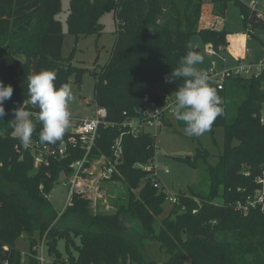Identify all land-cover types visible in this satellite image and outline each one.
Returning <instances> with one entry per match:
<instances>
[{
  "label": "trees",
  "instance_id": "trees-1",
  "mask_svg": "<svg viewBox=\"0 0 264 264\" xmlns=\"http://www.w3.org/2000/svg\"><path fill=\"white\" fill-rule=\"evenodd\" d=\"M61 1L0 0V49L5 46V51L0 50V81L13 87L0 120V264H22L17 240L27 239L33 255L46 233L51 264H264V207L246 214L236 209L237 203L261 189L257 179L264 177V124L260 122L264 73L259 78L228 77L221 89L210 80L224 101L223 115L210 130H223V149L216 164L210 163L208 151L202 148L191 159H181L203 171L205 189L178 194L179 206L166 216V194L153 187V170L146 168L154 162L156 136L131 134L124 127L140 118V110L147 106L175 101L184 79L167 83L165 77L193 50V36H200L217 52L226 50L230 32L204 26V7L209 4L213 17L222 18L230 0H69L67 24L77 38L99 35L102 14H113L116 39L110 58L92 72L94 105L104 108L107 117L89 162H114L112 148L121 138L122 156L111 182H121L124 192L110 201L114 211L109 213L92 210L86 196L74 194L58 218L49 195L61 175L67 180L73 176L72 166L84 157L80 135L67 130L57 143H41L42 125L32 117L36 128L31 145L38 148L25 149L13 136L11 120L19 106L39 112L28 103L30 74L55 70L58 86L72 74L81 80L83 69L62 58L63 27L55 18ZM233 1L244 24H251L248 5ZM168 123L166 118L164 125ZM44 149V161L36 164V154ZM72 236L80 240L77 255L63 257L57 243L63 239L67 245ZM28 264L36 261L29 259Z\"/></svg>",
  "mask_w": 264,
  "mask_h": 264
},
{
  "label": "rangeland",
  "instance_id": "rangeland-1",
  "mask_svg": "<svg viewBox=\"0 0 264 264\" xmlns=\"http://www.w3.org/2000/svg\"><path fill=\"white\" fill-rule=\"evenodd\" d=\"M243 1L247 5L253 1L258 3L260 13L264 14V0ZM210 10L209 4L206 3L204 22L212 19ZM69 13V0H62L60 11L55 17L62 23L63 27L62 58L83 69L79 82L76 80L75 74L70 75L67 82L71 85L74 93V99L69 106L72 117L71 126L68 130L76 131L79 121L89 119L94 115L93 91L95 80L92 72L94 69H99L100 66L105 65L109 60L116 39V25L111 11H106L100 19L103 29L99 35L90 34L77 38L70 33L68 28ZM207 15H210L208 19ZM262 20H264V17ZM214 22L216 27H225L230 32L229 46L224 52L213 54L208 51L209 46L202 41L200 36L192 37L191 46L193 50L204 57L203 64L198 65L204 72L215 70L217 73H222L225 69H234L239 62L235 52L240 54L246 63L257 61L259 56L264 57V27H256L252 24L246 26L239 7L233 0L229 1L225 15L222 18H216ZM0 50L5 51V46ZM21 58L25 59V57ZM262 116H264V106ZM168 122V125H164L159 131L153 133L156 136L154 164L157 179L164 187L167 196H177L180 193L189 195L192 189L204 190L203 171L183 162L181 159H191L196 155L197 149L202 148L208 151L210 163L216 164L218 155L223 149V130L218 128L214 133L208 131L200 137H188L184 133V127L179 125L173 115L168 117ZM103 161L99 159L93 162L90 168L93 174L88 173L86 175L85 180L88 185L84 190L87 192L89 199L86 198L90 200L92 210L109 213L114 211L110 201L115 200L119 194L123 193L124 187L121 182L102 180ZM166 168L168 172H166ZM68 193V180L64 175H61L59 183L54 186L49 195V201L59 215L67 203ZM164 209L163 216H166L172 207L169 203H166ZM72 240L73 242L69 241L67 245L63 239L58 241L57 248L63 257H67L70 253L77 255L76 245L80 244V240L76 236H72ZM17 246L20 248L22 255L31 254L30 243L27 239L19 238ZM184 264H190V262L186 261Z\"/></svg>",
  "mask_w": 264,
  "mask_h": 264
},
{
  "label": "clouds",
  "instance_id": "clouds-1",
  "mask_svg": "<svg viewBox=\"0 0 264 264\" xmlns=\"http://www.w3.org/2000/svg\"><path fill=\"white\" fill-rule=\"evenodd\" d=\"M191 48V46H189ZM204 57L189 50L181 58L179 66L172 70L165 82L176 83L183 78V86L175 91V102L171 112L177 121L185 124L184 133L188 137H200L211 130L218 117L223 115V98L211 84L206 72L198 67ZM28 80V103L38 107V118L42 125L39 140L41 143L55 144L62 140L71 126L70 104L74 93L69 83L56 84L57 72L43 69L30 74ZM13 87L0 81V120L6 115L5 101L11 99ZM11 120L14 133L19 141L30 146L36 125L32 112L23 106L13 109Z\"/></svg>",
  "mask_w": 264,
  "mask_h": 264
},
{
  "label": "built area",
  "instance_id": "built-area-1",
  "mask_svg": "<svg viewBox=\"0 0 264 264\" xmlns=\"http://www.w3.org/2000/svg\"><path fill=\"white\" fill-rule=\"evenodd\" d=\"M248 8L251 12V20L254 17L262 19L264 14L260 13L259 5L256 2H251L248 5ZM221 52H224V49H220ZM210 53L215 54L217 51L209 47L208 50ZM210 80L217 83L218 88L221 89L224 83V80L228 77H247V78H259L264 73V57L258 59L255 62L246 63L244 59H239L238 66L234 69L224 70L222 73H217L215 70L206 71ZM164 97L168 98V94H165ZM175 101L164 102L163 105H149L147 108L140 110L141 116L140 118H134L133 120L127 121L124 124V127H128L130 129L131 134H137V132H146L153 134L155 131H159L164 126V120L168 118L170 115H173L171 112V106L174 104ZM32 117L38 118L37 113L32 112ZM107 117V112L104 108H95L94 115L90 119L81 120L78 123L76 128L77 133L80 135V143L82 148L85 150L84 157L76 162L72 168L74 169V174L71 178L68 179V187L69 193L67 198V203L62 210L61 214L64 210L71 204L72 198L74 194H82L87 196V192L84 188L88 185L86 182V175L89 173L90 168H85L87 165L92 166L93 163L89 162V156L96 144L98 139V132L101 124H105V119ZM261 124H264V116H261L260 119ZM13 136L18 137L15 133ZM75 140H71V144L75 145ZM122 139L119 138L115 145L113 146L115 161L114 162H106L105 160L102 162L103 164V172L101 174L102 180L110 182L112 174L115 172L116 168L115 165L119 163V159L122 156V147H121ZM25 149H34L38 148L37 145H30L25 146ZM45 149L40 151L36 154V163L40 164L44 161V154ZM64 153L63 150L59 151V154L62 155ZM145 169V167H141ZM148 170H153V187L160 193L165 192L164 187L160 184L159 180L157 179L156 175V166L154 162L150 163L146 166ZM167 169V168H166ZM168 172V169L166 170ZM264 175V173H263ZM257 184L261 186L254 196H248L244 202H239L236 205V209L238 211L243 212L246 214L250 209L258 208L259 206L264 207V177H259L257 179ZM66 185V184H65ZM89 199V198H88ZM166 203H169L171 207L179 206V199L178 196H167L166 194ZM198 205L200 201L196 199ZM182 210H185L183 208ZM197 211L194 210L193 213L195 214ZM61 214L59 216H61ZM47 233L43 236V238L38 241V243L34 246L33 255H22V264H28L29 259H34L36 264H51L52 261L48 257L47 254V246H46V239Z\"/></svg>",
  "mask_w": 264,
  "mask_h": 264
},
{
  "label": "crops",
  "instance_id": "crops-1",
  "mask_svg": "<svg viewBox=\"0 0 264 264\" xmlns=\"http://www.w3.org/2000/svg\"><path fill=\"white\" fill-rule=\"evenodd\" d=\"M211 9V8H210ZM210 13H211V10H210ZM211 15V17H212V19H209V21L208 22H205L204 24V26H206V27H211V26H216V24H215V22H214V20L216 19V18H214L213 17V15H212V13L210 14ZM210 15H207L208 17H207V19L210 17ZM220 26H221V24H220ZM223 26V25H222ZM235 55H238V53L237 52H235ZM236 58H238V56H236ZM241 59H244L242 56H241ZM239 60V59H238ZM92 118V117H91ZM90 119V118H89ZM93 170V169H92ZM90 172V174H93V172L91 171V170H89Z\"/></svg>",
  "mask_w": 264,
  "mask_h": 264
},
{
  "label": "water",
  "instance_id": "water-1",
  "mask_svg": "<svg viewBox=\"0 0 264 264\" xmlns=\"http://www.w3.org/2000/svg\"><path fill=\"white\" fill-rule=\"evenodd\" d=\"M251 24L253 26H258V27H264V20L260 19V18H257V17H254L252 18L251 20ZM213 237V236H212Z\"/></svg>",
  "mask_w": 264,
  "mask_h": 264
}]
</instances>
